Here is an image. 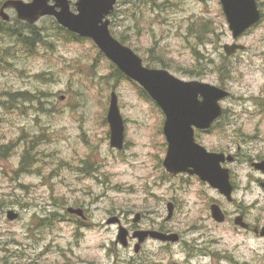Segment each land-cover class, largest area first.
<instances>
[{
  "label": "rangeland",
  "instance_id": "1",
  "mask_svg": "<svg viewBox=\"0 0 264 264\" xmlns=\"http://www.w3.org/2000/svg\"><path fill=\"white\" fill-rule=\"evenodd\" d=\"M70 1L77 12L78 0ZM134 1L118 0L109 16L116 38H125L147 66L231 92L221 102L222 121L198 137L208 149L238 154L226 164L237 185L235 201L248 221L264 225V191L256 182L264 176L250 164L264 157V0H257L260 21L237 39L220 0ZM8 13L6 23L20 29L16 10ZM54 22L45 16L35 24L51 42L35 53L0 35V146L12 144L0 156V264H264V237L213 219L211 203L223 201L216 188L195 176L169 175L166 116L156 102L130 79H108L114 69L95 43L56 36ZM234 42L246 48L226 56L225 44ZM113 91L125 122L123 149L110 141ZM18 92L35 96L12 99ZM37 139L33 166L24 171L25 149ZM10 209L20 213L17 220L8 219ZM137 213L143 219L135 223ZM116 216L131 233L132 224L160 226L181 240L149 238L137 253V239L128 247L117 243L120 224L108 223Z\"/></svg>",
  "mask_w": 264,
  "mask_h": 264
},
{
  "label": "water",
  "instance_id": "2",
  "mask_svg": "<svg viewBox=\"0 0 264 264\" xmlns=\"http://www.w3.org/2000/svg\"><path fill=\"white\" fill-rule=\"evenodd\" d=\"M220 1L235 39L258 23L262 17L257 0ZM117 2L118 0H78L75 3L77 12H74L70 0H6L0 8V15L5 21H9L10 14L7 10L14 9L18 19L30 24L38 22L42 17L53 16L62 27L92 39L105 56L127 77L142 86L164 112V133L168 141L164 166L167 171L174 174H196L218 189L229 201H233L234 186L230 169L223 167L222 163L226 160L234 161V156L224 152H211L195 137L196 128L208 129L223 115L221 101L229 97L231 92L209 82L184 80L167 69L146 66L143 58L133 48L122 43L111 32L109 16L114 12ZM243 49L245 46L238 43L224 46L227 56ZM107 120L111 131V146L122 149L125 143V122L116 91L111 93ZM253 166L264 171V161L255 162ZM211 210L217 222L226 221V216L218 204H213ZM68 211L84 216L82 208L69 207ZM168 211V218H171L174 213L172 202L168 203ZM19 216L14 209L7 212L9 220H17ZM140 219L141 214L137 213L134 222ZM108 223H120V219L117 216L112 217ZM235 223L243 228L250 227L243 215L237 216ZM254 230L264 237V226H256ZM130 237L138 239L135 245L137 253L149 237L170 242L180 239L177 233L157 230L139 229L131 235L128 228L120 225L117 243L127 247Z\"/></svg>",
  "mask_w": 264,
  "mask_h": 264
},
{
  "label": "trees",
  "instance_id": "3",
  "mask_svg": "<svg viewBox=\"0 0 264 264\" xmlns=\"http://www.w3.org/2000/svg\"><path fill=\"white\" fill-rule=\"evenodd\" d=\"M136 2L138 5H143V4H155V5H165V4H168L170 3L169 1H160L159 3L157 1H153V0H139V1H134ZM21 23V26H20V29L19 28H12L9 26V23H6V22H0V35H7L9 37H11L10 39H14L15 40V43L16 44H19L21 46L24 47V51L25 49H27L26 51L28 52H31V53H35L37 51V49L42 45H49L51 46V42H49V36L50 35H46L44 33V29H42L41 27H38L37 25H29L27 23H24L22 21H20ZM55 26L53 29L56 30L55 34L56 36H66L68 37V39H71V40H82V39H88V38H83V37H80L78 36L77 34L67 30L66 28L60 26L58 23H55ZM194 29V27H193ZM190 30H192V27L190 28ZM200 36V39H202V34H199ZM121 42L122 43H126V39L122 38L121 37ZM98 53L100 55V57H105V55L100 51L98 50ZM112 67L114 69V72L112 73V75H109L107 76V78H111V77H118L119 79H122V78H127L129 79L122 71H120L112 62ZM225 65H223L224 67ZM131 80V79H130ZM141 88V87H140ZM141 90L143 91L144 95L146 97H149V94L141 88ZM11 95V94H10ZM12 96V99H15V100H32V98H34L35 95H32L31 93L29 92H18V93H14L11 95ZM32 97V98H29V97ZM37 97H40V96H37ZM29 98V99H27ZM11 108H14V106H11ZM41 139H37V140H32L29 144H28V147L27 149H25V153L22 157V165H21V168L22 170L26 171V170H29L31 169V167L33 166V160H34V157H33V154L31 152V149L33 148L35 142L37 141H40ZM12 144L10 145H4V146H0V156H6V154L8 153L10 147H11Z\"/></svg>",
  "mask_w": 264,
  "mask_h": 264
},
{
  "label": "flooded vegetation",
  "instance_id": "4",
  "mask_svg": "<svg viewBox=\"0 0 264 264\" xmlns=\"http://www.w3.org/2000/svg\"><path fill=\"white\" fill-rule=\"evenodd\" d=\"M1 6H2V4H1ZM1 8V7H0ZM0 18L2 19V17H1V15H0ZM3 20V19H2ZM4 21V20H3ZM224 114H225V108H224ZM223 114V115H224ZM223 115L220 117V118H218L213 124H212V126L210 127V128H208V129H198V128H196L195 129V137H196V139H197V141L200 143V144H202L203 146H205L201 141H200V138L198 137V135L199 134H201L202 135V133L203 134H210V132H211V129L217 124V123H219L220 121H222V118H223ZM165 121H166V119H165ZM165 121H164V125H165ZM164 125H163V133H164ZM164 135H165V133H164ZM165 139H166V143H167V149H168V141H167V138H166V135H165ZM206 147V146H205ZM207 148V147H206ZM208 149V148H207ZM209 151H211V152H224L226 155H229V154H231V153H229V152H227V151H225V150H212V149H208ZM167 154V153H166ZM233 156H234V160H238V154H233ZM166 157V156H165ZM165 160V159H164ZM260 161H264V157H258V158H256V159H254L253 161H251L250 162V164H251V166L254 168V170L255 171H257V172H259V173H261L263 176H264V171H262V170H258V169H256L254 166H253V163H255V162H260ZM227 162H230V161H225V162H223L222 163V166L223 167H225V168H228L227 166H226V164H227ZM163 164H164V161H163ZM169 173V175L170 176H176V177H179V176H182V175H184V176H195L196 178H198V180L200 181V182H205L204 180H202L198 175H196V174H191V173H189V172H182V173H179V174H174V173H171V172H168ZM256 182L257 183H259L260 184V187L262 188V190L264 191V180L263 179H256ZM208 183V182H207ZM233 186H234V193H235V191L237 190V185H235L234 183H233ZM218 190V189H217ZM219 191V190H218ZM220 192V191H219ZM220 194H221V192H220ZM221 197H222V199H223V201L222 200H219V199H217L216 201H213L212 203H211V207H212V205L213 204H218L220 207H221V209L223 210V212H224V214H225V216H226V221L225 222H223V223H226V222H229V223H232L233 222V224L235 225V228L236 229H238V230H240V231H243V232H246V233H249V234H254L255 236H258V237H261L260 235H258L256 232H255V227L256 226H260V227H262V226H264V225H262L261 223H260V220L259 221H257V222H254V223H252V222H250V221H248V219H247V212H246V210L242 207V205L241 204H239V203H237V201H235V199L233 200V201H229L228 199H227V197L226 196H224L223 194H221ZM224 200L227 202V203H229L231 206H234V209H233V211L231 212V211H229L226 207H225V204H224ZM172 202V201H171ZM170 203V202H169ZM173 204H174V211H175V206H176V204H175V202H172ZM238 204V206H236ZM210 207V208H211ZM246 208V207H245ZM84 210V209H83ZM174 214V213H173ZM73 215H75V214H73ZM211 215H212V210H211ZM239 215H243L244 216V219L247 221V222H249L250 223V227L247 229V228H243V227H241V226H238V225H236V223H235V218L237 217V216H239ZM83 218H86L87 216H86V213H85V210H84V216H82ZM136 217V216H135ZM135 217H134V219H135ZM213 217V216H212ZM119 219H120V217H118ZM172 218V217H171ZM143 219V216H142V214H141V219L138 221V222H140L141 220ZM170 219V218H169ZM214 219V218H213ZM215 220V219H214ZM216 221V220H215ZM138 222H135V223H138ZM217 222V221H216ZM219 223V222H218ZM119 224H122V222H121V219H120V223ZM155 226H152V228L153 229H147V230H157V231H161V232H163L162 231V227H160V226H158V228H154ZM139 229H141V228H139V225L138 224H132L131 225V230L133 231V232H135L136 230H139ZM129 230V229H128ZM145 230V229H144ZM130 231V230H129ZM133 232L131 233V231H130V234L132 235L133 234ZM166 233V232H165ZM133 238L132 237H130V239H129V241H131ZM149 239V238H148ZM181 240V236H180V239H179V241ZM147 241V240H146ZM145 243V242H144ZM142 248H143V245H142ZM142 248H141V250H142ZM140 250V251H141ZM204 251V250H203ZM139 253V252H138Z\"/></svg>",
  "mask_w": 264,
  "mask_h": 264
}]
</instances>
